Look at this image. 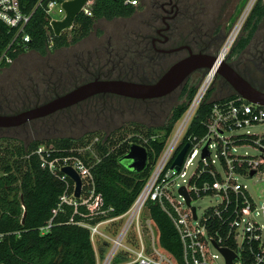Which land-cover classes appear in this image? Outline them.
<instances>
[{
	"label": "built area",
	"instance_id": "1",
	"mask_svg": "<svg viewBox=\"0 0 264 264\" xmlns=\"http://www.w3.org/2000/svg\"><path fill=\"white\" fill-rule=\"evenodd\" d=\"M70 1L49 0L43 6L50 27L52 22L65 19L63 6ZM94 1H87L80 14L91 17ZM144 1L122 0L123 5L133 8L140 7ZM256 2L247 1L239 21L229 32L216 57L215 66L205 72L184 115L176 124L177 129L168 138L153 172L129 209L119 216L102 219L95 225L85 222L78 224L88 229L92 245L97 241L109 245L103 264L126 258H130V262L123 264H226L220 249L229 250L236 256L232 264H264V197L251 194L241 182L259 180V169L264 166V107L250 104L238 96L215 103L209 116L199 124L205 129V134L201 137L188 134L192 119L217 78L216 66L226 59L233 48ZM38 6H42L41 1ZM31 16L23 12L19 0H0V23L15 32L10 46L25 47L30 42L24 29ZM225 49L227 53L222 55ZM2 63L10 65L13 60L4 54L0 57V66ZM253 128H262V131L256 134L251 132ZM101 143L100 138L93 137L87 144L75 149L77 155L62 156L57 154L56 148L39 144L26 155V159L34 157L41 170L62 181H69L61 172L63 168H70L79 176L82 188L77 200L87 210L84 218L106 214L100 208V197L94 195L91 172L92 167L100 161L97 149ZM185 145L188 149L176 172L173 162ZM243 148L257 151L259 159L237 154ZM204 150L207 153L205 156ZM195 160L197 163L194 165ZM193 166L192 173L187 176ZM65 184L60 202L76 207V203H72L67 196L70 187L67 182ZM72 185L71 197L76 200ZM181 188L186 191L190 206L179 194ZM203 199H210V206L198 215L194 203ZM150 202L159 205L177 232L182 247L181 262L175 261L161 247L159 231L148 209ZM50 224L51 221L40 229L41 234L48 231Z\"/></svg>",
	"mask_w": 264,
	"mask_h": 264
},
{
	"label": "trees",
	"instance_id": "2",
	"mask_svg": "<svg viewBox=\"0 0 264 264\" xmlns=\"http://www.w3.org/2000/svg\"><path fill=\"white\" fill-rule=\"evenodd\" d=\"M40 1L42 6H38ZM48 1L19 0L23 12L32 14L24 29L30 42L25 47H18L15 44L10 46L15 32L0 23V57L5 54L15 61L26 52L45 57L51 52L71 47L86 39L98 21L127 19L139 8L125 6L122 0H95L91 17L80 14L75 18L69 40L65 33L55 37L49 26V17L43 9ZM263 17L264 4L259 0L244 28L248 35L238 40L232 53L238 54L244 50ZM9 66L2 63L0 69ZM120 71L121 69L116 67L114 71L117 72L116 76H109V79L105 80L129 81L127 74ZM114 72L110 74H115ZM105 75L100 74V77ZM195 92L196 87L187 83L178 99V103L181 102L170 109L164 123L158 128L137 125L131 132L129 128H121L104 134L102 138L96 136L102 143L97 149L100 161L91 170L94 195L100 197V208L106 212L99 217L84 218L87 210L80 205V200L72 199L73 185L70 181H62L41 170L34 157L26 159L28 152L39 144L56 148L60 156L77 155L75 149L87 144L94 137L93 133L88 132L77 139L59 138L46 142H21L1 138L0 140L6 142L8 146L0 150V264H96L89 231L78 224L85 222L95 225L102 219L119 216L129 209L150 177L168 138L184 115ZM212 92L213 87L192 119L188 134L203 136L205 129L199 124L209 116L213 105L236 99V95L232 94L214 100L211 97ZM135 133L140 134V140L132 137L126 141L129 134ZM132 145L143 146L148 154L147 165L140 173L130 171L125 163L121 162ZM88 162L91 165V162ZM66 182L70 187L67 196L72 203H76V207L60 202ZM148 209L159 231L161 247L175 261L181 262V243L170 219L156 203H148ZM49 221L50 228L41 234L40 229L46 227Z\"/></svg>",
	"mask_w": 264,
	"mask_h": 264
},
{
	"label": "rangeland",
	"instance_id": "3",
	"mask_svg": "<svg viewBox=\"0 0 264 264\" xmlns=\"http://www.w3.org/2000/svg\"><path fill=\"white\" fill-rule=\"evenodd\" d=\"M189 1L194 8L192 11H195L196 14L199 13L196 16L199 17V21L204 24L203 26L205 29L213 21L222 22L225 25L227 32L225 38L221 42L219 48L220 51L229 32L239 21V15L248 0ZM258 2L259 0H257L256 4ZM262 2L264 4V0H262ZM250 15L245 20L233 48L226 57V59L229 57L228 59L231 64L233 63L232 61H236L235 59L241 55V53L235 54L232 53V51L238 40L241 37H246L248 35V31H244V28ZM142 19H144V16H131L129 20L115 19L111 22L98 21L93 32L86 39L80 41L76 45L51 52L45 57H41L33 52H26L19 56L9 67L0 69V113L9 115L16 114L36 104H42L45 100H49L51 96L54 95H52V93L54 92L53 88L55 87H58L56 93H65L77 85L86 83L91 76L88 75L87 77L85 75L84 70L75 63L76 58H81L82 64L85 65L88 59L95 56V51H98L96 54H101L106 48H110L109 50L111 52L115 53L118 51V53L121 54L123 50L120 49V46H122L127 39V35L132 34L131 30L135 29L137 22ZM62 33H65L67 39H71L72 35L70 30ZM262 35H264V17L260 20L255 33L250 38L248 44L249 50L254 51L252 47L255 46ZM246 51L247 49L245 52ZM250 57V54H245L244 58ZM90 61L91 63L96 62L92 59H90ZM172 62L173 60L171 59L168 63ZM168 63L164 64L163 68H166ZM245 68L249 71L247 76L255 84L264 82V78L263 80H258L257 76L251 73L255 70L254 65L246 63L244 66L240 65L239 70L244 73ZM57 71H61L63 80L59 79L60 75ZM159 71V69H156L155 73ZM114 73L115 74H110V76H116L117 72ZM126 77L128 78L127 75ZM202 78L203 76L200 78L192 77L189 83L197 89ZM135 79L136 77L133 78V80ZM212 87V99L219 100L226 97L225 94L222 93L223 82L220 77L215 79ZM106 100H94L91 103L93 107L94 105L96 107L92 108L93 113H83L80 115V109L68 110L66 112L54 114L48 118L30 122L19 128L2 129L0 130V138H9L21 142H46L59 138L77 139L88 132L93 133L94 137L99 136L102 138L104 134L111 133L121 128H129L130 132L134 131L133 129H135L137 125L158 128L164 123L170 109L175 105V102L170 103V101L166 100L163 102L152 103L125 102L115 98H108ZM95 119H98L99 122H95ZM177 127L178 125H176L175 130ZM261 131L262 128L251 129V132L256 134ZM128 136L129 137L126 141L132 137H135L138 140L141 139L139 133L129 134ZM6 146H8L7 143L0 140V150ZM237 154H246L253 160H258L260 157L259 153L252 148L239 149ZM196 163L197 160L194 161V165ZM193 169L194 166L189 169L187 176L192 173ZM259 170V180L248 182L240 181L247 186L251 194L253 193L258 195L259 198H263L264 166L260 167ZM178 184L180 185L181 181H179ZM194 206L198 209V215H201L210 206V199L198 200L194 203ZM108 246L109 245L101 243L100 241H97L92 245L95 260H98V264L104 263L106 254L109 252ZM128 262H130V258L124 260L121 259V261L115 260L112 264H123Z\"/></svg>",
	"mask_w": 264,
	"mask_h": 264
},
{
	"label": "flooded vegetation",
	"instance_id": "4",
	"mask_svg": "<svg viewBox=\"0 0 264 264\" xmlns=\"http://www.w3.org/2000/svg\"><path fill=\"white\" fill-rule=\"evenodd\" d=\"M192 9L194 10L189 0H145L133 14L135 17L144 16V19L137 22L135 29L131 30V35H127V41L125 40L123 45L120 46V49L123 50L121 54H119L118 51L113 53L109 50L110 48H106V50H104L101 54H96L98 51H95V56L90 58L96 62L91 63L90 59H88L86 64L83 65L81 58L77 57L75 63L79 65L82 70H84L85 74L92 76L87 82L93 80L109 79L110 73L114 72L115 68L117 67L118 69H121L120 73L127 74L129 80L128 82L153 85L158 82V80L173 65L189 57L191 53H201L217 57L221 42L225 38L227 32L225 25L222 22L220 23L213 21L205 29L203 26L204 24L200 22L199 17L196 16L199 13L196 14L195 11H192ZM129 19L130 18H127V20ZM249 42L241 52V55L235 59L236 61H232L233 63L231 64L230 60L228 59L229 57L225 61L236 73L249 82L254 88L264 92V82L255 84L247 76L249 72L247 71V68L244 69V73L239 70L240 65L244 66L246 63H250L251 65L255 66V70L250 72L255 74L258 80H263L264 78V35L261 36L254 47L251 46L254 51L248 49ZM246 49L247 51L245 52ZM244 53L250 54L251 57L244 58ZM171 59L173 62L168 63ZM167 63L168 66L163 68V65ZM156 69L160 70L157 72L158 74L155 73ZM57 72L60 75L59 79L63 80L61 71ZM104 73L108 76L105 75L104 77H100V74L103 75ZM204 74V70L194 72L180 88L163 98L151 100H133L113 95H100L89 98L73 107L59 111L57 113L66 112L72 109H80V115L83 113H93L92 108H94L95 105L93 107L91 103L97 99L106 100L108 98H115L125 102L128 101L141 103L163 102L166 100L170 101V103L175 102V104H177L184 87L191 81L192 77L200 78L204 76ZM134 77H136L135 80H133ZM222 82V93H224L225 96L234 94L232 88L224 80H222ZM80 85L75 86L73 89ZM53 89L54 92L52 95H54L51 96L49 100H45L42 104H36L32 107L26 108L19 113L39 107L73 90L71 89L65 93H56L58 87ZM19 113L11 115L0 113V115L12 116ZM95 122H99V120L95 119ZM0 130L2 129L0 128Z\"/></svg>",
	"mask_w": 264,
	"mask_h": 264
},
{
	"label": "water",
	"instance_id": "5",
	"mask_svg": "<svg viewBox=\"0 0 264 264\" xmlns=\"http://www.w3.org/2000/svg\"><path fill=\"white\" fill-rule=\"evenodd\" d=\"M89 0H72L64 4L65 19L61 22H52L51 28L55 37H59L62 32L70 30L75 18L80 15L83 6ZM216 64V57L206 54H193L173 65L159 80L153 85L139 84L122 80H93L82 84L75 89L59 96L39 107L24 111L17 115L4 116L0 115V128L9 129L23 126L24 124L47 118L55 113L73 107L89 98L100 95H113L133 100H151L163 98L180 88L186 80L196 71L204 70L205 72L212 69ZM216 76L224 80L234 91V94L246 102L264 107V92L254 88L249 82L236 73L232 67L221 61L216 66ZM188 146L185 145L176 156L173 167L175 171L179 170ZM207 155L204 150L203 156ZM148 161V154L144 147L132 145L128 153L123 157L121 162L125 163L127 168L134 172H142ZM62 174L74 184L73 197L77 200L81 195L82 184L79 176L70 168H63ZM253 173L250 174L252 176ZM187 206H190V200L184 188L179 190ZM195 215V209L192 208ZM25 217V214L23 215ZM226 264H232L235 255L226 249H220Z\"/></svg>",
	"mask_w": 264,
	"mask_h": 264
},
{
	"label": "bare ground",
	"instance_id": "6",
	"mask_svg": "<svg viewBox=\"0 0 264 264\" xmlns=\"http://www.w3.org/2000/svg\"><path fill=\"white\" fill-rule=\"evenodd\" d=\"M227 53V49H225L223 52H222V55H225Z\"/></svg>",
	"mask_w": 264,
	"mask_h": 264
}]
</instances>
